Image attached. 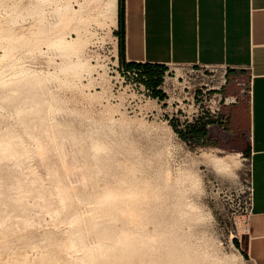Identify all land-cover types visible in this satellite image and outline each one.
I'll list each match as a JSON object with an SVG mask.
<instances>
[{"label":"rangeland","instance_id":"obj_1","mask_svg":"<svg viewBox=\"0 0 264 264\" xmlns=\"http://www.w3.org/2000/svg\"><path fill=\"white\" fill-rule=\"evenodd\" d=\"M104 1L0 0V264H247L250 160L117 69Z\"/></svg>","mask_w":264,"mask_h":264},{"label":"crops","instance_id":"obj_2","mask_svg":"<svg viewBox=\"0 0 264 264\" xmlns=\"http://www.w3.org/2000/svg\"><path fill=\"white\" fill-rule=\"evenodd\" d=\"M114 31L127 69L164 65H226V95L249 82L250 97L225 106L228 121L211 123L207 138L245 154L252 165V206L243 256L264 264V0H122ZM119 52V37L114 35ZM120 60V59H119ZM121 62V61H120Z\"/></svg>","mask_w":264,"mask_h":264},{"label":"built area","instance_id":"obj_3","mask_svg":"<svg viewBox=\"0 0 264 264\" xmlns=\"http://www.w3.org/2000/svg\"><path fill=\"white\" fill-rule=\"evenodd\" d=\"M117 69L133 75L137 84L149 99L161 105L166 104L167 121L171 127L180 134H190L195 128L208 126L211 123L223 125L228 121L229 114L225 106L237 103L241 98L250 97L251 86L249 82H240V91L236 95H226L222 88L227 82L229 68L226 65L182 66V72L177 69L173 72L166 70L163 83L158 86L165 92V97L153 96V88L147 85V76L143 68L127 69L119 64L115 56ZM189 140L192 139L189 136ZM203 142V140H201ZM253 198L252 165L250 168V185L247 198V214L251 213ZM247 264H258L251 255L245 256Z\"/></svg>","mask_w":264,"mask_h":264},{"label":"trees","instance_id":"obj_4","mask_svg":"<svg viewBox=\"0 0 264 264\" xmlns=\"http://www.w3.org/2000/svg\"><path fill=\"white\" fill-rule=\"evenodd\" d=\"M118 14H119V25L121 27L122 24V17H123V6L122 0H118ZM114 34L119 37V59L121 63L123 62V53H122V36L118 31H114ZM143 67V70L147 76V85L153 88V96H160L161 98L165 97V92L158 88L159 85L163 83V76L166 72V66L164 65H153V64H146ZM207 127L201 126L199 128H195L190 134H180L182 138H189L196 139L197 141L203 140V143L206 144H214L212 141L207 138ZM218 146V144H215Z\"/></svg>","mask_w":264,"mask_h":264},{"label":"bare ground","instance_id":"obj_5","mask_svg":"<svg viewBox=\"0 0 264 264\" xmlns=\"http://www.w3.org/2000/svg\"><path fill=\"white\" fill-rule=\"evenodd\" d=\"M88 4V2H87ZM100 6V5H99ZM91 7V6H90ZM93 7V6H92ZM58 15H60L61 19H65L66 15H68L69 13V5H65V6H58ZM97 9V8H96ZM79 10V9H78ZM92 10V8H91ZM102 12L105 13V15L107 16V18L111 21L110 23L113 24V26L116 24V19L118 16V0H105L103 5H102ZM98 14V13H97ZM78 15V14H77ZM82 15V14H81ZM100 15V14H99ZM104 15V14H103ZM76 16V15H75ZM79 16V15H78ZM77 16V17H78ZM102 17V16H101ZM82 19V18H81ZM104 20V19H103ZM107 23V22H106ZM103 24V22H102ZM104 25V24H103ZM109 28V25H107ZM115 27V26H114ZM113 28V27H112ZM83 32V31H82ZM66 39V38H65ZM64 43V41H63ZM115 44H116V52L118 53V48H117V42L115 39ZM203 158H204V162H208L210 164H213L215 166H218L222 169H230L233 167V165H236V154L229 152L228 155L226 156H217L216 154H214L212 151H206L203 153ZM238 164V163H237ZM236 168V167H235ZM233 171V170H232ZM75 239H73L74 241ZM75 243V242H74Z\"/></svg>","mask_w":264,"mask_h":264}]
</instances>
